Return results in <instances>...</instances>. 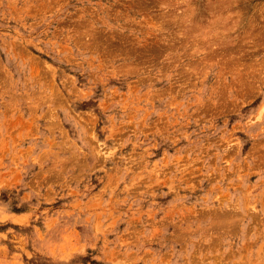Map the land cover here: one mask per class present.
Wrapping results in <instances>:
<instances>
[{"label":"rangeland","instance_id":"1","mask_svg":"<svg viewBox=\"0 0 264 264\" xmlns=\"http://www.w3.org/2000/svg\"><path fill=\"white\" fill-rule=\"evenodd\" d=\"M0 264H264V0H0Z\"/></svg>","mask_w":264,"mask_h":264}]
</instances>
